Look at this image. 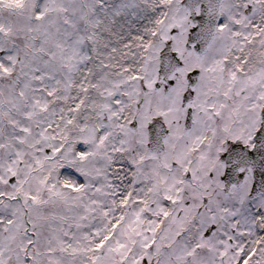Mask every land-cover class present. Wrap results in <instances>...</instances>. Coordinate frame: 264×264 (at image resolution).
I'll return each mask as SVG.
<instances>
[{
    "label": "snow or ice",
    "instance_id": "snow-or-ice-1",
    "mask_svg": "<svg viewBox=\"0 0 264 264\" xmlns=\"http://www.w3.org/2000/svg\"><path fill=\"white\" fill-rule=\"evenodd\" d=\"M0 264H264V0H0Z\"/></svg>",
    "mask_w": 264,
    "mask_h": 264
}]
</instances>
